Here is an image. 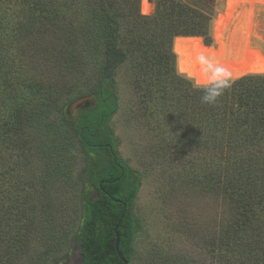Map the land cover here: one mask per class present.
I'll return each instance as SVG.
<instances>
[{
  "label": "trees",
  "instance_id": "1",
  "mask_svg": "<svg viewBox=\"0 0 264 264\" xmlns=\"http://www.w3.org/2000/svg\"><path fill=\"white\" fill-rule=\"evenodd\" d=\"M152 1L155 12L144 15L142 0H0V90L18 91L6 60L26 53L47 61L72 44V52L80 47L96 66L92 85L63 103L54 121L46 107L14 113L15 136L26 137L24 148L45 163V201L50 203L46 189L58 183L73 182L82 190L73 233L56 232L51 208L45 209L46 248L33 264H56L73 241L81 248L82 264H124L117 234L129 264L140 260L143 228L135 207L141 181L130 195L112 184L117 166L129 167L110 127L119 109L116 77L127 66L141 105L176 134L168 145L164 137L155 153L192 169L187 184L197 198V255L161 249L143 264H264V55L251 39L231 30L228 0L218 19L217 0ZM247 6L234 1L233 21L242 32ZM257 22L262 35L263 11ZM201 38L215 45L206 47ZM215 67L225 70L229 86L215 103H202L203 86ZM82 98H94L96 105L70 119L67 107ZM109 143L115 159L98 172L94 155ZM91 187L100 190L99 198L90 199Z\"/></svg>",
  "mask_w": 264,
  "mask_h": 264
},
{
  "label": "rangeland",
  "instance_id": "2",
  "mask_svg": "<svg viewBox=\"0 0 264 264\" xmlns=\"http://www.w3.org/2000/svg\"><path fill=\"white\" fill-rule=\"evenodd\" d=\"M228 1L233 7L231 30L235 34L243 33L248 38L246 31L249 14L256 2ZM234 1L248 3L246 28L243 32L237 22L233 21ZM148 3L152 11L150 14L142 12L144 15L155 12L154 1L148 0ZM217 3L218 19L220 15L226 14L228 5L227 0H217ZM262 11L264 5L257 3L254 9L253 40L264 51V32L260 35L257 22L258 13ZM204 45L214 46L215 40L211 46ZM67 48L68 52H57L56 59L52 57L47 61L30 53L6 60V67L17 83L18 91L12 95L6 89L0 90V264H8L11 260L12 264L37 262L46 248V239L42 238L44 230L50 227L45 222L47 207L51 208L49 220L56 225V232L71 230L73 233L80 222L78 202L81 188L76 189L73 182L70 185L58 183L54 188L46 189L50 192V203L46 202L44 196L47 193L41 194V175L45 163L34 150L24 148L22 140L26 137L15 136L13 129L16 110L26 114L46 107L54 121L63 103L92 85L96 71L93 58L81 51L80 47L75 52H72V44ZM132 71L127 66L117 74L119 109L110 127L115 133L122 158L140 172L141 189L135 212L143 230L137 243L140 260L136 264L145 263L149 255L161 249L171 255L184 253L192 258L197 255L194 232L198 212L197 198L187 184L192 169L183 168L177 158L162 159L155 153L162 146L163 140L166 141L164 137L168 145L170 140L176 141V134L175 131L168 132L169 127L161 123L162 118L152 116V111L145 110L141 105L136 95L140 90L132 84ZM77 111L74 107L70 108L71 118L76 116ZM204 208L210 212L207 203H204ZM81 261V248L77 241H73L55 263L80 264Z\"/></svg>",
  "mask_w": 264,
  "mask_h": 264
},
{
  "label": "flooded vegetation",
  "instance_id": "3",
  "mask_svg": "<svg viewBox=\"0 0 264 264\" xmlns=\"http://www.w3.org/2000/svg\"><path fill=\"white\" fill-rule=\"evenodd\" d=\"M84 111V109L77 111L76 118L81 114V112ZM114 144H107L105 148L100 150L98 152V155H94L95 160L94 163L98 168L100 169L98 172H103L107 168V163L111 159H115V151H114ZM119 151V148H117ZM120 152V151H119ZM129 167L120 165L117 166V174L118 177L112 182L114 186H116L119 190L122 189L123 195H130L134 191H136L139 187L140 184V172L135 170L129 163ZM131 167V168H130ZM92 189V194L90 195V199L93 200L95 198L100 197V190L97 191L95 188L91 187ZM83 262V257L82 261L80 264Z\"/></svg>",
  "mask_w": 264,
  "mask_h": 264
},
{
  "label": "clouds",
  "instance_id": "4",
  "mask_svg": "<svg viewBox=\"0 0 264 264\" xmlns=\"http://www.w3.org/2000/svg\"><path fill=\"white\" fill-rule=\"evenodd\" d=\"M229 86L228 76L225 70L215 67L212 71L210 82L203 86L204 94L201 97L202 103L213 104L223 94L225 88Z\"/></svg>",
  "mask_w": 264,
  "mask_h": 264
},
{
  "label": "water",
  "instance_id": "5",
  "mask_svg": "<svg viewBox=\"0 0 264 264\" xmlns=\"http://www.w3.org/2000/svg\"><path fill=\"white\" fill-rule=\"evenodd\" d=\"M175 43V41H174ZM174 48V46H173ZM96 105V102H95V99L94 98H82V99H79L73 103H71L68 107H67V116L70 118V119H73V120H77L76 117H73L71 118V113H70V108L74 107L76 108L78 111L79 110H82V109H85L87 107H90V106H95ZM120 235L117 234V243H116V249H117V252L119 254V257L121 259V261L124 263V264H129V261L124 257V254L120 251Z\"/></svg>",
  "mask_w": 264,
  "mask_h": 264
},
{
  "label": "bare ground",
  "instance_id": "6",
  "mask_svg": "<svg viewBox=\"0 0 264 264\" xmlns=\"http://www.w3.org/2000/svg\"><path fill=\"white\" fill-rule=\"evenodd\" d=\"M255 1L256 4H261L264 5V0H252ZM255 5L252 6L251 10H250V14H249V21L247 24V31L246 34L248 36L249 39H251L255 44L256 42L253 40L254 38V34H255V20H254V9H255ZM152 11V6L148 3V0H143V4H142V12L144 14H150ZM258 46V44H256ZM261 50L262 48L260 46H258ZM263 54L264 51L262 50Z\"/></svg>",
  "mask_w": 264,
  "mask_h": 264
}]
</instances>
